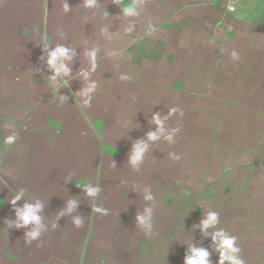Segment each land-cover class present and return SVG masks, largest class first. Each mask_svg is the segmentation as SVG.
Returning a JSON list of instances; mask_svg holds the SVG:
<instances>
[{
  "label": "crops",
  "instance_id": "crops-1",
  "mask_svg": "<svg viewBox=\"0 0 264 264\" xmlns=\"http://www.w3.org/2000/svg\"><path fill=\"white\" fill-rule=\"evenodd\" d=\"M136 5L126 15L118 0H0V264H183L189 244L217 264L221 229L244 264H264V0ZM57 45L75 55L52 81ZM167 183L190 191L197 215L219 214L208 236L168 209ZM20 190L40 219L16 228L8 198Z\"/></svg>",
  "mask_w": 264,
  "mask_h": 264
},
{
  "label": "clouds",
  "instance_id": "clouds-1",
  "mask_svg": "<svg viewBox=\"0 0 264 264\" xmlns=\"http://www.w3.org/2000/svg\"><path fill=\"white\" fill-rule=\"evenodd\" d=\"M98 0H83V6L85 8H95ZM120 3V7L122 9V12L126 15H134V9L136 8V0H118ZM70 6L67 2L64 4V11L68 12L70 11ZM105 16L108 15V13L104 14ZM105 30L107 26H104ZM49 44H46V48ZM71 53V54H70ZM75 55V50L70 49L68 47H65L63 45H57L54 50H51L48 52V58H47V64L50 68H52L55 72V75L51 76L49 79L52 81L56 80V77L59 76L61 73H63L65 76L69 75L71 73V68H69L67 65L63 63V59L71 60L73 59V56ZM231 56L234 60L239 59L238 53L233 51L231 53ZM62 58V59H61ZM88 58L90 62V70H94L97 64L96 60V52L93 50L88 53ZM58 59L61 60L59 64H57ZM80 76L84 77L85 80L88 79L89 70H82L79 73ZM126 79V78H125ZM68 81L64 80L61 82V84H50L49 87L53 89L54 91H58L60 87L67 86ZM95 84H92L88 87L87 91H92L95 89ZM62 101V99H60ZM63 102V101H62ZM175 109H170V112H174ZM153 122L156 125L161 124V120L159 118V114H154ZM10 126H15L14 124H7L5 125L6 130ZM100 125H98L99 127ZM149 140H155L157 139L156 133H149L148 135ZM17 142V136L15 135H4L3 136V144L11 148L14 146ZM147 145L143 142H138L134 146V154L131 157V162L133 164H136L137 162L142 160V155L144 150L146 149ZM109 153H115L116 149L114 147H107L105 149ZM174 159H179L178 156H175ZM81 186L84 187L85 191L89 196H95L99 192V188H92L89 187V181L84 182L82 181L80 183ZM24 196L23 190H20L19 192L13 194L11 198H8V203L11 205L12 211L14 212L15 220L10 221V224H15L16 228H21L23 226L28 225L29 223H38L40 217L37 215V212L40 210V205L36 204L33 206L30 203H24L23 205L18 204L19 201ZM151 196H145V199H151ZM4 203L3 200H0V204ZM75 207V202H70L69 208ZM213 208H209L207 215L205 218L198 221L196 227L198 230H200L205 236H208V229L210 227H214L218 222V216L219 214L212 210ZM204 211H202L203 213ZM139 222L141 224L144 223V217H137ZM75 223L77 225L80 224L79 219L75 220ZM153 231V230H152ZM152 231L147 233L148 235L152 234ZM29 237L32 239H35L39 236V231H32L27 233ZM211 240L216 247L214 248V251L218 253V261L217 264H225V261H231V264H244L243 259L240 258L239 253L241 251L240 247L237 245V237L232 235L230 232H228L225 229H221L219 231H216L211 234ZM235 245V246H234ZM212 251H209L204 246L197 247L195 244H189L187 246V250L184 255L183 264H213V261L211 259Z\"/></svg>",
  "mask_w": 264,
  "mask_h": 264
},
{
  "label": "rangeland",
  "instance_id": "rangeland-1",
  "mask_svg": "<svg viewBox=\"0 0 264 264\" xmlns=\"http://www.w3.org/2000/svg\"><path fill=\"white\" fill-rule=\"evenodd\" d=\"M176 186L178 185H174V184H169L167 183L166 185H162L161 187L163 189H166V192L170 194V196H173L174 194L177 193V196L172 197V200H168L167 206L168 209H171L172 211L176 210H180L182 209V217L184 219V224L182 227H191L192 223L194 222V220H196V222L198 220H201L203 218L206 217V215L204 213H206V209H203L202 211H204L202 213L201 210H199V215H197V208H194L191 204L197 203V200H194L191 198V193L189 190H181L178 188H176ZM180 186V185H179ZM185 186V185H184ZM189 186V185H187ZM146 187V185H145ZM207 201H203V207L206 208L207 207ZM175 205H177V207H174Z\"/></svg>",
  "mask_w": 264,
  "mask_h": 264
}]
</instances>
